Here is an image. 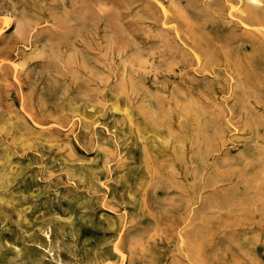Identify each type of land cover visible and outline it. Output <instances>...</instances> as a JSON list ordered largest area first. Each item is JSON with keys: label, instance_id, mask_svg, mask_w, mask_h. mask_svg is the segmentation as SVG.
Here are the masks:
<instances>
[{"label": "rangeland", "instance_id": "obj_1", "mask_svg": "<svg viewBox=\"0 0 264 264\" xmlns=\"http://www.w3.org/2000/svg\"><path fill=\"white\" fill-rule=\"evenodd\" d=\"M249 2L0 0V264H264Z\"/></svg>", "mask_w": 264, "mask_h": 264}, {"label": "bare ground", "instance_id": "obj_2", "mask_svg": "<svg viewBox=\"0 0 264 264\" xmlns=\"http://www.w3.org/2000/svg\"><path fill=\"white\" fill-rule=\"evenodd\" d=\"M248 1H250L249 2V4H246L245 5V7H246V9H251V10H254V11H260V10H263L262 8H260L261 6H264V2H263V0H248ZM243 2V1H242ZM228 3V2H227ZM229 4V3H228ZM231 7H232V4H231ZM242 10V9H241ZM231 11H233V9L231 10ZM235 12H236V10H235ZM229 14H231V12L229 13ZM240 18V20L241 21H243L244 20V17H243V15L241 14L240 16H239ZM257 17V16H256ZM258 18V17H257ZM256 19V18H255ZM260 20V19H259ZM247 28V27H246ZM248 29V28H247ZM264 29V28H263ZM1 33V32H0ZM235 42V41H234ZM127 65V64H126ZM225 69V68H224ZM136 74V73H135ZM235 81V80H234ZM114 108V107H113ZM90 110V109H89ZM92 110V109H91ZM120 127V126H119ZM7 128V127H6ZM2 130H3V128H2ZM108 134V133H107ZM9 135V134H8ZM113 136V135H112ZM141 140V139H140ZM159 140V139H158ZM142 142V141H141ZM97 144V143H96ZM97 146V145H96ZM239 147V146H238ZM97 149V148H96ZM93 198V197H92ZM92 209H93V207H92ZM87 213V212H86ZM95 213V212H94ZM45 237V236H44ZM28 245V244H27ZM33 246V245H32ZM38 247V246H37ZM42 249V248H41ZM126 257V256H125ZM73 258V257H72Z\"/></svg>", "mask_w": 264, "mask_h": 264}]
</instances>
